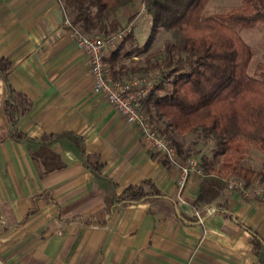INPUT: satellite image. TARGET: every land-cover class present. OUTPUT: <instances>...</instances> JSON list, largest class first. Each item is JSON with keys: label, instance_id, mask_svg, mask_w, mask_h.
I'll list each match as a JSON object with an SVG mask.
<instances>
[{"label": "crops", "instance_id": "0c3cea01", "mask_svg": "<svg viewBox=\"0 0 264 264\" xmlns=\"http://www.w3.org/2000/svg\"><path fill=\"white\" fill-rule=\"evenodd\" d=\"M124 53L122 47L108 54L121 81L143 67L125 65ZM1 58L11 61L10 84L29 105L11 126L0 78V264H264V250L254 245L255 234L264 240V200L225 190L216 204L195 210L202 177L192 175L181 190V168L192 154L204 172L218 159L199 154L185 135L176 138L169 160L94 94L89 59L76 46L60 0H0ZM13 129L29 140H15ZM51 135H60L48 148L62 166L54 170L37 156ZM71 135L83 140L93 163L105 164L111 182L85 166ZM246 158L253 182L264 183V158ZM147 180L162 198L117 203L125 189Z\"/></svg>", "mask_w": 264, "mask_h": 264}, {"label": "trees", "instance_id": "16d2710c", "mask_svg": "<svg viewBox=\"0 0 264 264\" xmlns=\"http://www.w3.org/2000/svg\"><path fill=\"white\" fill-rule=\"evenodd\" d=\"M60 1L70 22L68 28L95 38H107L125 29L129 24L123 27L118 13L125 8H134L136 2ZM140 1L152 18L151 39L160 30L170 35L160 60H149L145 67L135 69L136 73H158L162 84L165 83L158 85L144 102L145 114L174 149L178 145L177 137L198 131L205 138L216 141L213 157L218 159L219 165L212 171L205 170L193 202V208L200 210L216 204L223 196L226 190L223 179L234 177L252 183L255 171L244 167L245 157L251 147L264 153V62L258 65L255 76L248 73L254 53L240 36L244 29L257 25L264 28V0H241L240 6L215 15L208 12L210 0ZM132 34L116 49L133 39ZM11 72V61L1 58L0 78L8 87L5 112L10 125L15 127L29 101L12 88ZM11 135L17 141L29 140L16 129ZM59 136L51 135L40 141L42 149L37 156L44 158L49 170L62 167L48 149ZM71 136L78 142L85 166L97 177L111 182L103 174L105 164L93 163L86 155L83 140ZM162 197L155 183L147 180L125 189L117 203L131 205ZM220 209L223 211L224 206ZM254 245L256 250H264V240L256 234Z\"/></svg>", "mask_w": 264, "mask_h": 264}, {"label": "built area", "instance_id": "2783aa9c", "mask_svg": "<svg viewBox=\"0 0 264 264\" xmlns=\"http://www.w3.org/2000/svg\"><path fill=\"white\" fill-rule=\"evenodd\" d=\"M66 25L70 26L67 19ZM69 30L77 48L89 59L94 94L104 97L129 125L138 127L150 148L174 161L175 149L169 140L161 136L156 125L149 120L143 109L144 102L161 82L160 75L155 73L152 78L131 76L121 81L113 76L107 61L109 52L116 49L128 35L133 33V25H128L118 34L107 38H90L80 30ZM192 175L205 176L199 162L195 159H189L181 168L178 181L181 190L185 188ZM223 181L226 184V190L237 192L245 199L264 200V183L258 181L247 184L243 179L234 177L223 179ZM197 218L199 221L202 220L199 213Z\"/></svg>", "mask_w": 264, "mask_h": 264}, {"label": "rangeland", "instance_id": "374dc122", "mask_svg": "<svg viewBox=\"0 0 264 264\" xmlns=\"http://www.w3.org/2000/svg\"><path fill=\"white\" fill-rule=\"evenodd\" d=\"M241 5V0H210L208 5V12L210 15H215L220 11H229L235 7ZM119 19L124 22V26L133 25V39L125 42L123 54L121 60L125 62L128 67H132L133 64H139L145 67L147 63L154 60H160L164 55V44L166 40H169L170 35L165 30H160L153 39L152 37V18L147 13L144 5L140 0H136L134 8H125L119 11ZM130 23L128 22L130 20ZM243 41L248 44L254 53L253 59L248 69V73L251 76L256 75V69L260 63L264 62V28L257 25L252 28L244 29L240 33ZM87 37L95 38L92 35ZM151 41V45L147 47L148 42ZM138 56L139 60L133 61L132 58ZM110 57H107L109 64ZM110 66V64H109ZM140 67V66H139ZM141 68V67H140ZM132 71H130L131 73ZM133 73V72H132ZM142 74V75H141ZM154 72L139 73L134 71L131 76H140L145 78H152ZM162 84V80L158 85ZM162 85H165L163 83ZM179 138V137H178ZM177 138V139H178ZM185 142L191 147L199 151V154H204L209 158L212 157V153L217 147L216 141L213 138H205L201 131L195 132L186 136ZM249 153H256L258 156L264 158V153L256 147H251ZM195 160H200V157L196 155H190ZM247 157V156H246ZM245 157L244 164L249 163V160ZM255 162V161H254ZM253 164V163H252ZM255 165H251V168H255Z\"/></svg>", "mask_w": 264, "mask_h": 264}, {"label": "water", "instance_id": "95a60500", "mask_svg": "<svg viewBox=\"0 0 264 264\" xmlns=\"http://www.w3.org/2000/svg\"><path fill=\"white\" fill-rule=\"evenodd\" d=\"M177 213L179 214V210L176 209ZM206 219L201 220V223L204 222Z\"/></svg>", "mask_w": 264, "mask_h": 264}]
</instances>
